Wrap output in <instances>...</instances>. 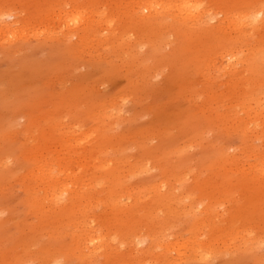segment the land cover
<instances>
[{
	"label": "rangeland",
	"instance_id": "rangeland-1",
	"mask_svg": "<svg viewBox=\"0 0 264 264\" xmlns=\"http://www.w3.org/2000/svg\"><path fill=\"white\" fill-rule=\"evenodd\" d=\"M147 2L0 0V18L12 23L15 11L23 21L0 37V264H264V177L245 161L264 147V66L226 77V62L213 60L219 36L201 42L210 31L143 15ZM206 2L264 13V0ZM61 7L104 11L110 23L83 45L61 24ZM40 161L72 168L78 206L43 204L44 186L29 174ZM79 220L113 234L112 250L89 258L76 248ZM165 233L198 245L168 249Z\"/></svg>",
	"mask_w": 264,
	"mask_h": 264
},
{
	"label": "bare ground",
	"instance_id": "bare-ground-1",
	"mask_svg": "<svg viewBox=\"0 0 264 264\" xmlns=\"http://www.w3.org/2000/svg\"><path fill=\"white\" fill-rule=\"evenodd\" d=\"M147 3L148 4H146L144 6L145 9H148L147 12L143 11L144 10L143 6H141L138 10L139 12L142 11L141 14H143V15H146V16L156 15V16L162 17L164 20H168V19L173 20V21L176 20L179 23V25H182V26H187V27L193 26L196 29H206V30L210 31L202 37L198 36L197 39L200 40L201 42L214 41V38L218 37V36L220 37V39H222V37H225V38L227 37V39H229L228 42H230L232 44V47H230V48L219 47L218 43L221 41H220V39L218 41L217 38H215L217 40V42H215V44L213 45V49L215 46H217V50H216L217 56L215 58H213V60L217 59L219 57V58H221V60H224L226 62V65H225L226 69L225 70H226V75H228L226 77H228L230 79L235 78V77H240L243 74L242 66L246 65L248 63H251L252 65L259 64L261 66H264V43L261 42L262 39L257 40L258 38H256L257 36L262 35V31H260V24H259L262 21V18L264 19V13L262 12V10H263L262 5L254 4L255 6L252 5L251 7H247V8L236 7V8L227 9L226 11H222V10H217L216 8L210 7L208 2H206V0H149V2H147ZM75 11L78 12V14H79L78 16L72 15L73 12H75ZM59 13H60L59 18H60L61 24L63 26H66V28L69 31H78V34H79L78 36L81 38V42L83 43V45L87 44L90 36H94L93 35L94 32L97 33L99 29H102L105 27L104 24L110 23V21L107 19L106 13L104 11H98L97 9L92 10V9H88V8H85V9L76 8L74 10L69 11V10L61 7L59 9ZM95 13H98L97 19H96V16H94ZM58 14H57V16H58ZM10 15L15 18V20L12 23L5 22L2 18H0V37L4 36L5 34L12 33V31H15L13 28L19 27L23 23L21 17L18 16V14H16L15 11L13 13H10ZM221 15H222V18L218 19L214 23V20L217 19V17H220ZM51 17H55V16L52 15ZM22 30H24V31L27 30L26 26H24ZM98 34H100V33L98 32ZM221 35H222V37H221ZM257 42H260L261 44L257 45L256 44ZM111 43H112V41H111ZM205 61L206 60H204V62ZM224 61H220V62H224ZM214 62H216V61L214 60ZM222 67H224V65ZM216 68H217V70L220 69V68H218V66ZM218 72H219V70H218ZM220 72L223 75V72L221 70H220ZM216 73L217 72H215V74ZM214 77L218 78L217 74ZM256 102H257V104H261V106L263 108V112H264V92H262L258 95V97L256 98ZM108 105H111V104L108 103ZM117 106H119V105H117ZM111 107H110V110H111ZM121 108H123V107L121 106ZM118 109H119V107H118ZM107 110H105V112ZM110 110L108 112H110ZM119 113H121V112L119 111ZM115 114L117 115L118 112H115ZM112 115H111V117H112ZM116 115H115V117H116ZM123 115H124V113H123ZM263 115H264V113H263ZM115 117H113V118H115ZM113 120L115 121V119H113ZM117 122H119L118 118H117V121L115 123H117ZM250 122L253 123L252 124L254 126V127H252V128H254L253 131L257 130V122L258 121L256 119L251 118ZM246 124H245V126H247ZM113 125H114V123H113ZM249 125H248V127H249ZM240 126L243 130L246 129L243 122L240 124ZM77 128L72 127V130L74 129V132H77L78 131ZM250 128H251V126H250ZM70 134H72V133H70ZM77 135H78V133H77ZM256 148H258V147H256ZM253 149H255V148H253ZM251 160H255V162L250 164L249 162H251ZM245 161L247 163H249V165H250L249 168L251 169V171H253L252 173H255L256 176L261 175L262 177H264V147L262 149L259 148L257 150V152L256 151L255 152L250 151L249 153H247ZM249 171H247V172H249ZM73 173L74 172L69 165H63L62 163L55 162V161H52L51 164H44L43 161H40L38 166L34 170H31L29 174H33L36 177V180L39 182V184H42L44 186L42 189L44 192L43 197H42L44 199L43 204H45V202L49 203V201H50L51 204L53 203L57 206V205H65L66 202L69 201L66 204V206L72 205V207H75V206H78V204H77V200H76V196H75L76 194H73V191H74L73 189L74 188L77 189V187H73L72 186L73 183L70 182V181L73 182V179H72V178H74ZM162 181L164 182V180H162ZM87 185H88V187L90 186L89 184H87ZM74 186H75V183H74ZM79 186H82V184L81 185L79 184ZM79 186H78V188H79ZM84 186H85V184H84ZM153 186H155V185H153ZM163 187L164 186H162V188ZM84 188L82 187V189H84ZM92 188H94V187H92ZM157 188H158V186L154 190H156ZM162 188H158L157 190L162 189ZM86 189H87V187H86ZM128 189H130V188H128ZM87 191H89V190H86V192ZM90 191H91V189H90ZM127 192H129V191H127ZM174 192H176V191L174 190ZM88 194H90V192ZM91 194H93V193H91ZM171 194H173V193H171ZM174 194H177V193H174ZM94 195L95 194H93V196ZM132 195H134V194L132 193ZM88 196L90 197L89 200H91V198L92 199L94 198L92 195H88ZM138 196H139V194H138ZM137 197H136V199H137ZM138 198H140V197H138ZM180 199H182V197ZM180 199H179V201H180ZM183 199L185 200V198H183ZM140 200H141V198H140ZM175 200L176 199H174V201ZM101 201H103V200H101ZM179 201H177V203ZM95 202H96V200H95ZM110 202L112 204H115L113 202H116V201L114 199L113 202H112V200ZM183 202H182V204H185ZM97 204H99V203H97ZM118 204H116V205H118ZM198 205L195 206V210L201 206L200 205L198 207ZM196 207H198V208H196ZM85 208H89L88 205ZM192 210L193 209H191V211ZM88 211H90V209ZM193 211H192V213H193ZM86 212L84 211V213H86ZM90 212H92V211H90ZM197 212H199V210ZM211 212L209 211L210 215L213 214ZM203 213H204V211H203ZM213 217L211 218L212 219L211 221L216 223V221H218V220H216V218L218 217L217 213H216V216L214 218ZM94 221L95 220H93V222ZM86 222L87 221L84 222V221L79 220L78 224L83 223L84 227H83L80 234L79 233L76 235L73 234V236L75 237V240H76L75 241L76 242V248H77V246L79 247V249L84 247V250H86V252L84 254L88 255L89 258L96 256V253L100 252L102 250H107V251L112 250V247H113L115 240H116L115 237H113V234L102 231L100 228H94L92 225H90V223H86ZM205 223H206V220L204 218H202L200 223L197 225V229H196L197 232H198L199 228H202L203 225H206ZM200 231H201V229H200ZM202 231H201V233H205ZM246 232H245V234H246ZM249 233H250V231H249ZM235 234H237V232ZM148 235H145V236H148ZM202 235H204V234H202ZM196 236H197V234H196ZM256 236L259 238L258 235H256ZM246 237L248 238L247 235H246ZM171 238H172V236H170V234H167V233L158 236V240H163V242H164L163 244L167 245V246L165 245L164 247H168V249L169 248L173 249L176 246H177V248H183V247H186V246H183L184 244H186V243L189 244L191 242H195L198 245V241L197 240L192 241L191 240L192 238L190 240H188V239L184 240L183 242H182V239L180 242V239H178V240L176 239V241H173V239H171ZM230 238L232 239L233 237L230 236ZM234 238H235V235H234ZM240 238L241 237H239V239ZM199 239H200V237H199ZM201 239L203 240V238H201ZM201 239H200V241H201ZM254 239L255 238H253V240ZM206 240H209V239H206ZM229 240H228V242H229ZM236 240H238V239H236ZM243 240H245V239L243 238ZM247 240L250 241L249 238ZM253 240H252V242H253ZM258 240H260V239H258ZM231 241L232 240H230V242ZM261 241L262 240H260V242ZM146 242H147L146 240H143V241L142 240H140V241L136 240V241H134V244L137 248H139L140 244L143 245ZM214 242H216V241H214ZM240 242H241V240H240ZM256 243L258 244V242L255 241V244ZM192 244H190V245H192ZM199 244H200V242H199ZM255 244H253V245H255ZM216 245H217V243H216ZM150 246H151V244H150ZM203 246H205V245H203ZM212 246L215 247L214 245H212ZM156 247H157V245H156ZM194 247H196V246H194ZM198 247H196L197 251L199 250L201 252V255H205V253L202 252L205 250L204 249L205 247H203V249H201V248L199 249ZM139 249H141V248H139ZM190 249H191V247H190ZM214 249H216V248H214ZM195 250H193V251H195ZM177 251H178V249H177ZM196 252H194V253H196ZM211 252H213V250ZM171 253H173V252L171 251ZM176 253H178V252H176ZM207 253H209V252H207ZM175 255H177V257L180 256L178 254H175ZM181 255L184 256L185 254L181 253ZM208 256H209V254H208ZM199 258H200V260H202V259L207 258V257L202 258L199 256ZM175 264H176V262H175Z\"/></svg>",
	"mask_w": 264,
	"mask_h": 264
}]
</instances>
